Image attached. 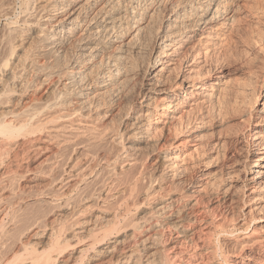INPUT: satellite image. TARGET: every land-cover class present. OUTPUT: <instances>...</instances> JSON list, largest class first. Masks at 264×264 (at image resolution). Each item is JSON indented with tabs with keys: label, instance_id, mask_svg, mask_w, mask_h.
<instances>
[{
	"label": "bare ground",
	"instance_id": "bare-ground-1",
	"mask_svg": "<svg viewBox=\"0 0 264 264\" xmlns=\"http://www.w3.org/2000/svg\"><path fill=\"white\" fill-rule=\"evenodd\" d=\"M241 1L0 0V264L264 263V215L231 222L229 205L239 173L264 213V33L244 42L242 80L198 63ZM190 145L222 183L213 208L181 179ZM219 238L242 240L235 261Z\"/></svg>",
	"mask_w": 264,
	"mask_h": 264
},
{
	"label": "rangeland",
	"instance_id": "rangeland-1",
	"mask_svg": "<svg viewBox=\"0 0 264 264\" xmlns=\"http://www.w3.org/2000/svg\"><path fill=\"white\" fill-rule=\"evenodd\" d=\"M241 5L242 6H241L240 10L236 13V17L238 19L237 20V23L232 28L224 29V31L227 30L223 34L225 38L223 36H221V38H219L220 36L218 37V39L216 41V42L219 41L218 42L219 43L218 47H216V48L214 47V49H212L211 51H210V49H211L210 48L209 49L210 55L208 54L207 55L208 57L207 56L204 57L203 60H201L202 59V56H201L200 59H199V61H198L199 65L202 66V68H204L206 70L207 69H212V70L214 69V73H216V74H220L221 73L220 76H221V78L223 77V80L225 82H228V81L229 82L230 81L233 82L236 79L242 80L244 78V73H243V71L241 72L242 69H241V66L239 65L240 58H242L244 56V54H248L249 53V48H248L247 45H245L246 43H244V42H245V40L249 39L253 35L256 36L259 33L260 34H263L264 33V0H258V1L257 0H242L241 1ZM258 5L261 8V12L259 14H254L253 11H254L255 8L258 7ZM225 35H227L228 37H226ZM220 39H221V41H220ZM222 39H223V41H222ZM225 49H228V50L226 51ZM217 64H218V66H217ZM198 102H200L199 104H201L202 100L201 101L199 100ZM206 106H207V104H204L203 106H200V107L198 106V107H195V108L192 109L191 113L189 114L191 116L188 117V120L191 122V124L193 125V127H196V125H198L196 123L199 122L203 118L205 119L206 122H208L210 114H208L209 115L208 116L207 113H209L210 109L208 110V108ZM194 122H196V123H194ZM208 124H210V120H209V123ZM208 124H206V127H208ZM254 128H256V130L264 129V128H261V127L259 128V126H255V125L253 126V129ZM206 133L204 135L205 137H204L203 140H205V138L208 139L209 136H210V133H207V134ZM189 134H191V133H189ZM241 142L242 143H240V145L238 146L239 148H241V150L243 148H246L247 150H249V151L252 152V150L254 149V147H253V145L251 143L248 144V145H245V143H243L244 141H241ZM191 146H193V145H190V148H188V151H185L187 153H190V152L192 153V154L188 155V156H191V158L188 157V156H186V159H187L186 160L185 157L182 155V157H183V160H182L183 164L180 161L182 159V157L180 156L179 164L181 162L182 165L181 164L180 165L178 164L179 166L177 165L179 168H180V166H181V168L182 167H185V166L187 167V169H185L186 171H184V173H182L181 179L182 180L184 179L183 181H185V179H186V181L184 183V186H188V184L190 183V181H191V183L193 182L194 184H197V185H199L201 183L202 184H205L204 186L206 188L204 187V190H201V192H203L202 193V198L204 197V200L206 202V205L208 204V206H210L211 208H213V207H215L218 204V200H220L222 198V194H221L222 187L219 186L222 183H220V184L219 183H212V184H209L208 186L206 185L207 183H205V182L207 180L205 179L206 180L205 181L204 180V177H201L200 175L203 173V170L205 168L204 165H206L207 160L205 158H203V156L205 157V155L199 156V154L196 151H194V148H191ZM154 152H155V154L152 153L154 155H152V157H150L151 159L155 157L156 152H157V154H161V153L164 152V150H156ZM182 152H184V149H182ZM208 153H210V152H207L206 154H208ZM197 154H198V156H197ZM23 155L24 154H20L18 157L21 160H23L24 157H25V155L24 156ZM19 158H18V161L19 162L17 161L18 162V165L21 162L19 160ZM188 158H190V159H188ZM184 159L186 160L185 164H184V161H185ZM24 162L26 164V160H23V162L20 163L21 165H19V166H22L21 168L20 167L17 168L18 165L15 166L16 167V171L19 172L22 169L20 171V173H22L25 170L24 165H22V163H24ZM240 162H241V164H243V158H240ZM249 163H250V166L253 165V162H251V159H250V161H248V164ZM150 166H151V168H150ZM150 166H149L150 169L147 167V169H146L147 171L152 170V165H150ZM211 166L212 167L209 170L211 171L212 174L215 172L214 175H217L219 173L218 172V165L215 164V163L213 164V162H212ZM15 167H13L14 168L13 169L14 172H16L15 171ZM189 177L191 178L190 180H189ZM235 180L236 181L238 180V181L236 182ZM217 181H220V179H218ZM231 182H233L231 184L233 186H236V187L241 184L242 179L239 177V173H238V176H236L235 179L233 178ZM191 183L189 185H191ZM216 185L219 188H217ZM236 187H234L235 189L234 190H231V192H230V194L232 193L231 194L232 195L231 197H233V202L231 201L232 204L230 203L229 205H230V207H232V210L231 211L234 212V215L232 217H230L231 222L240 221V220H242L244 218L245 219H248L251 215H257V216L259 215L260 217L263 216L264 213L261 214V212H260L258 214V212H256V210L253 211V209H252L254 203L253 204L251 203V196L253 194V193L250 192L251 189H248V190L244 191L245 193H243V190L237 189L238 190V193H237L236 192ZM216 193H219L217 195L219 197L216 196ZM251 209H252V211H251ZM132 210H131L130 213H132V212L135 213L134 209H132ZM253 228L257 229L258 232L255 233L253 236L251 235V238H259L261 236H264V222L253 225ZM202 239H204V242H203ZM207 239H206L207 241L205 242V238H200V239L196 240L195 243H196V245L199 244L200 246H204L205 243L206 244H208V243L211 244L212 243L211 242L212 239H213L212 240L213 243H216V238L214 236H211L210 238H207ZM240 241H242V240H240L239 238H234V239H231V238L230 239L229 238H219V242H220L219 244H220L221 249H222L221 252L228 254L227 255V258L229 257L228 258L229 261L230 260L235 261V258L237 256H235V257L233 256L234 257L233 258L232 255H230V254H233V252H234L235 255H236L238 253V249H237L238 248V244L237 243L240 242ZM240 253L241 254H249V249L248 250L247 249H243ZM218 256L219 255L213 256L214 259L211 257L210 260L212 262L214 261L213 263L211 262L212 264H217L218 263L217 261L220 260L219 259L220 257H218ZM185 259L186 260H189V259H187V256L185 257ZM238 260L239 259H236V261H238ZM242 261L244 263H242V262L240 263L238 261L237 264H254V263H251V262L246 261L244 259ZM191 263L196 264L197 262H194V261L191 262L190 261L189 264H191ZM219 264H221V261H219Z\"/></svg>",
	"mask_w": 264,
	"mask_h": 264
}]
</instances>
